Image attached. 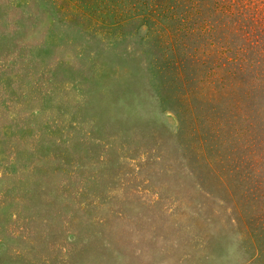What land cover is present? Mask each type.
Here are the masks:
<instances>
[{
	"label": "rangeland",
	"instance_id": "1",
	"mask_svg": "<svg viewBox=\"0 0 264 264\" xmlns=\"http://www.w3.org/2000/svg\"><path fill=\"white\" fill-rule=\"evenodd\" d=\"M0 264H264V0H0Z\"/></svg>",
	"mask_w": 264,
	"mask_h": 264
}]
</instances>
